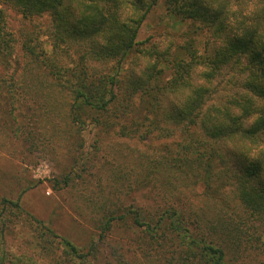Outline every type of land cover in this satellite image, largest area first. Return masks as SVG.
Masks as SVG:
<instances>
[{
	"label": "rangeland",
	"instance_id": "374dc122",
	"mask_svg": "<svg viewBox=\"0 0 264 264\" xmlns=\"http://www.w3.org/2000/svg\"><path fill=\"white\" fill-rule=\"evenodd\" d=\"M216 1L239 11L257 0L206 2L215 6ZM0 7L12 35L11 52L0 54V236L6 249L41 264H73L65 254L66 239L82 252L96 244L87 261L74 264H164V252L145 226L134 223V212L151 222L178 207L191 227L198 225L195 216L202 226L215 223L219 213L237 220L241 205L232 187L219 188L213 181L221 194L213 199L202 173L199 178L187 168L186 157L197 149L207 152L199 143L205 138L168 119V99L182 100L183 90L165 92L173 68L147 53L160 51L173 61L190 42L203 51L211 26L181 21L169 12L167 0H158L141 24L139 44L116 75L117 99L97 111L75 99L80 80L71 73L87 83L108 79L117 71L118 57L91 53L89 38L58 41L49 13L25 16L9 2ZM225 166L214 164L215 180ZM4 200L19 201L21 208ZM113 215L125 218L105 229ZM242 229V247H257L236 263L264 264L257 225L244 223ZM50 245L53 251L42 250Z\"/></svg>",
	"mask_w": 264,
	"mask_h": 264
},
{
	"label": "trees",
	"instance_id": "16d2710c",
	"mask_svg": "<svg viewBox=\"0 0 264 264\" xmlns=\"http://www.w3.org/2000/svg\"><path fill=\"white\" fill-rule=\"evenodd\" d=\"M206 1L167 0V6L181 21L192 19L211 26L209 47L204 43L206 47L200 51L190 42L184 54L173 61L160 51L148 50L147 53L156 55L158 60L161 57L162 62L167 61L173 68L172 80L165 86V92L183 90V99L177 102L169 100L166 93L168 119L181 123L187 133L197 129L205 138L199 143L207 152L200 153L197 149L195 154L186 157L187 168L193 170L196 177L200 178L202 173L206 192L211 193L213 199L221 198L213 181L218 182L219 188L231 186L241 207L235 214L237 220L219 213L215 223L202 226L195 216L193 219L198 225L192 227L178 207L155 216L153 224L141 221V214L134 212V223L145 226L157 243L159 253L164 252L160 253L164 264H237L257 247H242L243 224L257 225L261 233L258 239L264 237V0H257L253 7L243 6L239 11L226 4L219 5L218 1L215 6ZM7 2L25 16L49 13L58 41L89 38L91 53L101 58L118 57L117 71L108 79L96 78L99 80L87 83L80 79V74L71 73L80 80V87L74 90L80 106L101 111L107 110L117 99L116 75L122 62L139 44L141 24L158 0H0V6ZM126 6L130 11L125 10ZM99 37L102 39L97 40ZM11 38L0 7V54L3 57H7L8 50L11 52ZM51 73L55 75L56 70ZM216 163L227 165L220 174L222 180L213 177L212 167ZM19 201L4 200V203L10 202L12 207L20 209ZM124 218V215L111 216L105 229L110 228L113 221ZM44 230L58 237L52 229ZM63 243L67 248L65 254L71 257L69 262L73 264L77 260L87 261L96 249L93 244L82 252L69 240L64 239ZM4 244L2 234L0 264H41L25 254L11 252ZM164 246L169 249L167 253ZM42 250L53 251V248L43 246Z\"/></svg>",
	"mask_w": 264,
	"mask_h": 264
}]
</instances>
